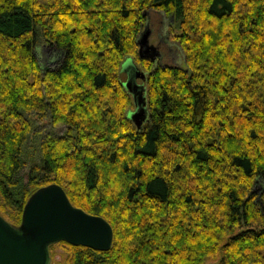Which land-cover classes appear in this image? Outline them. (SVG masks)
<instances>
[{"label": "trees", "instance_id": "1", "mask_svg": "<svg viewBox=\"0 0 264 264\" xmlns=\"http://www.w3.org/2000/svg\"><path fill=\"white\" fill-rule=\"evenodd\" d=\"M150 9L184 67L139 56ZM39 44L63 51L57 67ZM129 56L146 72L140 127ZM262 182L264 0H0V214L18 225L57 183L112 226L107 251L57 242L66 264H264Z\"/></svg>", "mask_w": 264, "mask_h": 264}, {"label": "water", "instance_id": "2", "mask_svg": "<svg viewBox=\"0 0 264 264\" xmlns=\"http://www.w3.org/2000/svg\"><path fill=\"white\" fill-rule=\"evenodd\" d=\"M149 32L143 26L137 37L138 53L154 59L158 51L148 42ZM120 71L126 76L122 84L134 104L127 117L140 127L147 118L146 73L130 56L123 60ZM112 238V226L105 218L73 205L59 184L49 183L27 198L18 225L0 214V264H51L50 245L54 243L65 241L107 251Z\"/></svg>", "mask_w": 264, "mask_h": 264}, {"label": "rangeland", "instance_id": "3", "mask_svg": "<svg viewBox=\"0 0 264 264\" xmlns=\"http://www.w3.org/2000/svg\"><path fill=\"white\" fill-rule=\"evenodd\" d=\"M146 21L144 27L149 28L148 42L154 45L157 49V55L153 60V63L156 65H178L184 67V57L182 49L177 41L171 38L169 34V29L171 25V20L164 16L161 12L148 10L146 12ZM143 29V26H142ZM141 29V30H142ZM173 30L177 31L175 28V23L173 22ZM35 53L38 56L39 62L42 66L48 67H57L62 60L63 51L56 47H51L48 44H39L35 49ZM139 68L142 67L136 62ZM145 72V71H144ZM146 73V72H145ZM125 74H121V78L125 79ZM146 84V83H145ZM146 88V85H145ZM40 127L42 128L39 133H46L53 131L54 128L47 119L39 122ZM61 128H56V131H62ZM261 184L264 185L262 182ZM259 180L255 183L254 189L258 192L261 190ZM61 244L54 243L50 249L51 255V264H66L64 257L66 255V249H64ZM219 257L216 259H205L204 264H215L218 261Z\"/></svg>", "mask_w": 264, "mask_h": 264}]
</instances>
